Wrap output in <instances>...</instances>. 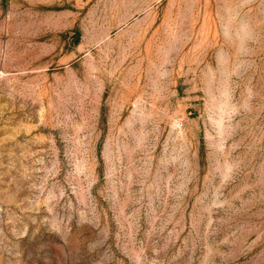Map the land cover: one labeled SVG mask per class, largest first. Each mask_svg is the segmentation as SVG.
Returning <instances> with one entry per match:
<instances>
[{
	"label": "rangeland",
	"instance_id": "1",
	"mask_svg": "<svg viewBox=\"0 0 264 264\" xmlns=\"http://www.w3.org/2000/svg\"><path fill=\"white\" fill-rule=\"evenodd\" d=\"M0 264H264V0H0Z\"/></svg>",
	"mask_w": 264,
	"mask_h": 264
}]
</instances>
